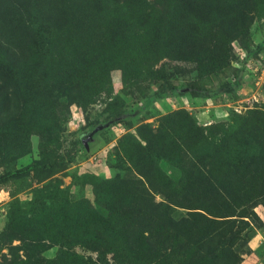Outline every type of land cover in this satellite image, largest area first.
Masks as SVG:
<instances>
[{"label":"rangeland","instance_id":"rangeland-1","mask_svg":"<svg viewBox=\"0 0 264 264\" xmlns=\"http://www.w3.org/2000/svg\"><path fill=\"white\" fill-rule=\"evenodd\" d=\"M27 168L0 264H264V0H0V176Z\"/></svg>","mask_w":264,"mask_h":264},{"label":"trees","instance_id":"trees-1","mask_svg":"<svg viewBox=\"0 0 264 264\" xmlns=\"http://www.w3.org/2000/svg\"><path fill=\"white\" fill-rule=\"evenodd\" d=\"M171 92H174L175 90H177L175 87H172L171 89ZM192 90L196 93H199V94H202V95H207V94H210L211 92L208 91V90H204V89H200V88H194L192 87ZM30 172V168H27V169H23V170H20V171H17L15 172L14 174H5V175H2L0 176V184H4L6 183L8 180H10L11 178H14L16 176H21V175H24L26 173ZM206 194L204 195V198L205 201L209 198L208 196V192L207 190H203ZM184 201L187 202V203H191L193 204V202H203L202 204H205V201H194L193 199H191L190 197H187V194L184 196H182ZM182 197H181V201H182ZM180 201V202H181ZM187 209H196V208H187ZM198 209V208H197ZM147 215H149L151 217V215L155 216L156 218L158 219H163V220H166L167 224L168 223H173V218H171L170 215L166 214V212H163L161 213L159 208H154L153 210L149 211V213H147ZM163 224H165V222H163ZM184 239H185V244L188 248V252L191 250V254H189V260H190V263H192L194 260H193V256H198L200 255V259H202L203 256H201V253L202 255L207 253L206 251V248H208L209 246V243L211 241L210 238H207L206 235L204 234H199L198 232L195 233V232H189V233H185L184 234ZM164 241H162L163 243ZM191 245V247H190ZM199 245V247L197 248V246ZM186 251V250H185ZM183 251V252H185ZM182 251H180L179 253L182 254L183 253ZM187 254L186 253H183V258H187L186 256Z\"/></svg>","mask_w":264,"mask_h":264}]
</instances>
